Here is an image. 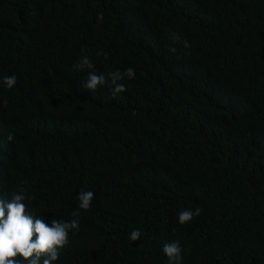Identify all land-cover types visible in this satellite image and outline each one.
Returning a JSON list of instances; mask_svg holds the SVG:
<instances>
[{"label":"trees","instance_id":"trees-1","mask_svg":"<svg viewBox=\"0 0 264 264\" xmlns=\"http://www.w3.org/2000/svg\"><path fill=\"white\" fill-rule=\"evenodd\" d=\"M84 56L135 78L86 89ZM14 193L49 226L79 220L53 264H168L173 241L182 264H264V0H0V199Z\"/></svg>","mask_w":264,"mask_h":264},{"label":"clouds","instance_id":"clouds-1","mask_svg":"<svg viewBox=\"0 0 264 264\" xmlns=\"http://www.w3.org/2000/svg\"><path fill=\"white\" fill-rule=\"evenodd\" d=\"M98 20H103L102 13L97 14ZM173 42H180L181 37L176 32L170 33ZM184 46L189 47L188 41H183ZM169 51L175 53L176 48ZM74 70L93 69L89 71L87 78L83 81V87L95 92L99 87L107 85L112 97L125 92L126 85L120 81L126 78H135V70L128 67L123 71H113L105 74H97L91 60L84 56L79 64L74 65ZM3 84L11 89L17 83L14 75L4 76ZM7 103L6 101L4 102ZM8 141L14 139V134L9 133ZM95 193L81 190L78 195V208L89 210ZM30 199L24 194L14 193L11 200L0 199V264H53L59 260L60 252L69 244V233L79 229V220L73 219L71 222L58 221L53 219L51 226L43 218H36L26 210L24 201ZM201 209L197 207L195 211L182 209L178 215L181 225L193 220L195 216L201 214ZM78 212H73L77 216ZM141 238L139 229H134L129 235L131 241ZM182 248L179 241H173L163 245V252L167 257L168 264H182ZM22 258V259H21Z\"/></svg>","mask_w":264,"mask_h":264}]
</instances>
